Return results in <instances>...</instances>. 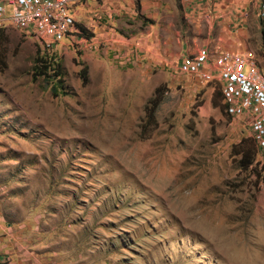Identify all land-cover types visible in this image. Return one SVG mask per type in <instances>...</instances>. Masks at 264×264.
<instances>
[{
    "label": "rangeland",
    "instance_id": "rangeland-1",
    "mask_svg": "<svg viewBox=\"0 0 264 264\" xmlns=\"http://www.w3.org/2000/svg\"><path fill=\"white\" fill-rule=\"evenodd\" d=\"M255 3L81 0L51 45L0 29V264H264L256 144L217 81L177 69L234 38L264 69Z\"/></svg>",
    "mask_w": 264,
    "mask_h": 264
},
{
    "label": "built area",
    "instance_id": "built-area-1",
    "mask_svg": "<svg viewBox=\"0 0 264 264\" xmlns=\"http://www.w3.org/2000/svg\"><path fill=\"white\" fill-rule=\"evenodd\" d=\"M81 0H0V29L13 26L46 45L76 35V9ZM188 1V0H184ZM264 35V0H256ZM243 16L247 12H243ZM264 37V36H263ZM182 74H196L206 83H219L231 120H240L254 140L264 164V69L252 50H218L202 45L182 56Z\"/></svg>",
    "mask_w": 264,
    "mask_h": 264
},
{
    "label": "trees",
    "instance_id": "trees-1",
    "mask_svg": "<svg viewBox=\"0 0 264 264\" xmlns=\"http://www.w3.org/2000/svg\"><path fill=\"white\" fill-rule=\"evenodd\" d=\"M50 67H51L50 65L46 64V60H42L39 57H37L36 61H35V65H34L33 78L36 79L37 76H43L44 78H46V80H48L50 82L56 81V83H58V82L61 83L63 80H62V77H61V74H62L61 70L59 69L60 65L57 63L53 67L52 73H48L49 70H50ZM84 72H85V69H82L81 73L83 74ZM83 78L85 79V75H83ZM59 88H60V90H63V88L59 87V85H56V84L54 85L53 84L52 87H51L52 95L56 96L59 93H65V91H59ZM159 102H160V98H159L158 93H157V94L154 95L153 98H151L149 100L148 107H147V110H148L147 114H150L151 116H153L154 115L153 113H154L155 109L157 108ZM246 140H247V138H242L236 144V146L244 145ZM240 154H241V156H240V161H241L244 158V151H241ZM250 163H251V160L247 161L246 165H250Z\"/></svg>",
    "mask_w": 264,
    "mask_h": 264
},
{
    "label": "crops",
    "instance_id": "crops-1",
    "mask_svg": "<svg viewBox=\"0 0 264 264\" xmlns=\"http://www.w3.org/2000/svg\"><path fill=\"white\" fill-rule=\"evenodd\" d=\"M190 0H188V2H189ZM196 1V0H195ZM191 7L193 6L192 4L190 5ZM254 6L256 7V10H257V2L254 4ZM236 18V17H235ZM236 38H234V40H233V42H234V44H232L231 42H227V45H226V47L225 48H227V49H230V50H233V51H239V50H243V49H239L241 46H242V42H239V43H237L238 41L237 40H235ZM232 45V47H229V46H231ZM199 47V46H198ZM198 47H194V48H192V50L191 51H193V50H195L196 48H198ZM243 47H244V45H243ZM235 48H237V50L235 49Z\"/></svg>",
    "mask_w": 264,
    "mask_h": 264
}]
</instances>
